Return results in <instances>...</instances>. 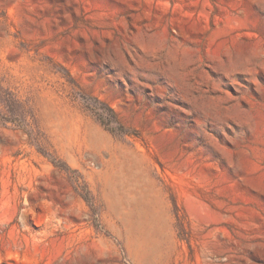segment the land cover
<instances>
[{
    "label": "rangeland",
    "instance_id": "obj_1",
    "mask_svg": "<svg viewBox=\"0 0 264 264\" xmlns=\"http://www.w3.org/2000/svg\"><path fill=\"white\" fill-rule=\"evenodd\" d=\"M0 264H264V0H0Z\"/></svg>",
    "mask_w": 264,
    "mask_h": 264
},
{
    "label": "trees",
    "instance_id": "obj_2",
    "mask_svg": "<svg viewBox=\"0 0 264 264\" xmlns=\"http://www.w3.org/2000/svg\"><path fill=\"white\" fill-rule=\"evenodd\" d=\"M112 111V110H111ZM99 113V112H98ZM99 117L102 119V120H104V118H103V115L101 114V113H99Z\"/></svg>",
    "mask_w": 264,
    "mask_h": 264
}]
</instances>
